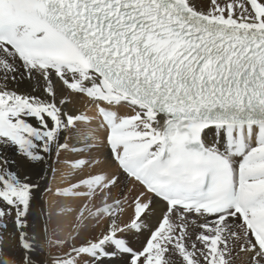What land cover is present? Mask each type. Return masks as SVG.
I'll list each match as a JSON object with an SVG mask.
<instances>
[{
	"label": "snow or ice",
	"instance_id": "1",
	"mask_svg": "<svg viewBox=\"0 0 264 264\" xmlns=\"http://www.w3.org/2000/svg\"><path fill=\"white\" fill-rule=\"evenodd\" d=\"M82 97L95 118L69 111ZM102 148L111 175L93 172ZM62 154L58 215L73 225L54 242L29 231L41 186L20 169ZM121 177L142 189L123 225ZM241 253L264 264V0H208L207 11L0 0V264H235Z\"/></svg>",
	"mask_w": 264,
	"mask_h": 264
},
{
	"label": "bare ground",
	"instance_id": "2",
	"mask_svg": "<svg viewBox=\"0 0 264 264\" xmlns=\"http://www.w3.org/2000/svg\"><path fill=\"white\" fill-rule=\"evenodd\" d=\"M196 4L197 8L201 11H207L208 9V0H192ZM23 91V89H22ZM69 111H72L76 114L86 115L90 118L96 117L95 107L87 100V98H78L75 99L73 104L70 106ZM121 114H124V110L121 111ZM131 114V113H127ZM33 126H38L35 120L30 121ZM98 120L94 119L91 127H95ZM83 128L84 125H81ZM96 135L102 136L103 132H97ZM10 159H16L14 152L9 151L6 153ZM97 155L100 160L103 161L102 164H97L93 169V172H104L108 175H111L118 171L115 164L111 161L110 157L107 154V150L102 148ZM69 159L68 154H62L59 158L55 155H51L45 159L42 165L36 168L20 169L21 172L27 171L33 179L37 180L40 183V191L37 195L36 203L39 207L36 209L40 213L39 219H33V227L29 231H35L37 235H40L41 227H46L49 238L54 242L64 241L68 239V234L73 225L72 216H61L58 215L59 208L62 207V202L55 195V192L58 188L64 186L65 173H67V167L65 161ZM51 189V191H49ZM142 191L139 185H135L131 181H125L121 177V182L115 188L112 189L113 201L116 198L124 199L127 198V203L123 204L124 212L120 218V224L123 225L127 222L132 215V208L129 207L132 199ZM97 205H100V200L97 198ZM107 227V221L103 220L99 224L95 221H89L87 227L84 228L79 239L75 241L76 244H81L84 242L85 238H95L99 236L104 229ZM147 233L139 236L138 238H133V247L139 248L145 241ZM9 250L19 258V252L15 249V246L10 244ZM68 250V246L51 248V253L53 255L62 254ZM235 255V254H234ZM249 257L247 254L241 253L239 257L235 259V264H248Z\"/></svg>",
	"mask_w": 264,
	"mask_h": 264
},
{
	"label": "rangeland",
	"instance_id": "3",
	"mask_svg": "<svg viewBox=\"0 0 264 264\" xmlns=\"http://www.w3.org/2000/svg\"><path fill=\"white\" fill-rule=\"evenodd\" d=\"M9 246H11V245H9ZM9 249H10V248L6 249V251L9 250Z\"/></svg>",
	"mask_w": 264,
	"mask_h": 264
}]
</instances>
